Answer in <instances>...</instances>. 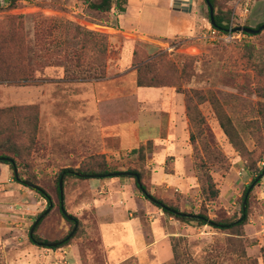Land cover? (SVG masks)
I'll list each match as a JSON object with an SVG mask.
<instances>
[{"label": "rangeland", "instance_id": "rangeland-1", "mask_svg": "<svg viewBox=\"0 0 264 264\" xmlns=\"http://www.w3.org/2000/svg\"><path fill=\"white\" fill-rule=\"evenodd\" d=\"M96 1L94 0V2ZM142 1L147 9H144L141 14L140 22L137 24L135 22L138 13L134 8L130 9V20L135 25L137 34L158 37L151 44L144 43L141 39L135 38L133 34L121 35L108 30V28L117 29L113 18L116 13H119L116 10L106 15H100L88 9L78 0H21L19 8L8 11L5 9L7 0H0V8H2L0 22L7 16L23 17L27 58L33 65L35 79L44 81L29 86L0 84V109L27 105L38 106L39 123L36 145L29 159V167L37 178L38 186L45 189L52 198L53 211L37 229V235L51 243L64 239L71 229L58 211L55 175L61 169L79 168L81 162L90 156L101 155L98 154L101 148L100 140L95 135L97 122L94 119L87 120L77 112L81 105L71 98L80 94V88L67 82L70 76H74L76 78L74 80H79L83 78L82 76L87 75V70L100 72L102 69V66L93 60L90 45L85 48L82 38H73L77 26L107 37L103 78H105L107 63L112 67L114 61L121 57L120 55H123L122 63L123 66L125 65L124 57L129 54L130 47L132 50L140 48L149 55L166 54L179 66L184 57H193L195 59L194 75L190 83L183 85L182 89L213 91L239 131L247 149L254 150L256 147V143L251 137L249 122L258 119L257 104L264 102V99L256 94L259 84L252 64L264 65V30L256 36L244 35L240 41L210 43L201 38V31L204 32L210 25L208 8L204 0H193L191 9L187 12L182 10L171 12L170 9L161 8L160 3L164 0ZM219 1L231 10V19L237 0ZM131 2L135 8L139 5L137 0ZM148 7H154V9L150 10ZM236 13H239V10ZM263 23L264 0H250L243 26L255 29L258 24ZM200 26L202 27L199 32ZM175 34L190 36H174ZM125 38L132 39L130 46H125ZM247 46L252 47L248 52ZM121 72H125L121 83H108L106 85L108 89L103 92L114 93L118 87L130 91L136 86L134 72H130L128 67L122 68ZM62 76H65V80ZM93 76L98 77L96 73H93ZM26 96L29 97L28 103L30 102V104H23L22 98ZM155 106L158 107L155 102H152L151 107ZM161 106L164 105L161 104ZM199 109L206 120L205 129L210 145L221 151L230 164V169L225 174L214 169L210 171L219 194L214 201L205 204L208 217L210 219L239 218L243 192L256 175H251L245 170L244 163L238 153L233 150L222 134L211 106L205 103ZM154 118L152 117V119ZM161 119L157 116L158 121ZM143 125L138 124L142 128V133L152 132ZM90 134H92L91 137ZM189 134L190 128H188L186 140L188 153L184 162L182 160L174 171L176 172L175 181L172 182L171 188L161 187L159 184L162 178H166L163 172L165 174L174 173L171 170L172 158L166 159L163 172L157 170V173L153 174L155 188H152L151 183V169L154 163H147L148 157L145 169L150 177L151 194L160 199L172 201L181 210L198 213L202 205L201 180L204 178V172L199 169L198 159L195 157L197 152L198 156L200 155V145L197 144L198 150L195 153L189 142ZM126 157L109 156L108 160L121 161ZM182 167L184 168L182 169ZM257 167L259 170H264V156L258 162ZM184 176L187 185L183 186L181 180L185 178ZM176 180H179V186L174 183ZM98 182L100 187L109 184V179H99ZM82 183V181L69 180L63 188L65 211L79 221L80 229L77 236L67 246L57 250L43 249L28 241L23 246L24 248L25 246L30 247V253L25 255L23 261L17 260L13 263L11 260H7L8 264H104L105 251H110V249H104V244L106 245V242L113 243V240L105 239L106 242L101 244L92 218V211H79V202L89 197L88 189ZM115 190V187H108L109 192H115ZM135 190V196L142 200L139 207L140 212L136 214L139 215L142 212L144 215L148 214L150 222L157 221L158 231L166 229L169 233L157 247L150 248L145 252L143 258L146 259L141 260L143 263L144 260L151 259L152 261L156 260L158 264H246L245 259L238 258L226 251V235L209 226L198 228L183 225L160 213L159 209L147 202L137 189ZM126 193L130 195L129 188ZM177 195L181 196V199H178ZM36 198L41 201L39 196ZM42 201V205L24 219L26 222L22 226L19 225L21 223L18 224L19 229H22V233L18 234L19 240L27 239L30 226L34 223L37 215L46 208L45 200L42 199ZM128 206L137 207L133 199H128ZM132 215L135 216V213ZM20 216H22L21 213ZM144 223L145 220L141 227L145 239L149 241L153 238L154 233ZM13 226L15 228V224ZM121 233L115 232V235L122 237L127 235L125 232ZM22 235L23 237H21ZM241 239L244 243L246 257L256 259L258 264H262L260 248H264V175L258 179L250 194L248 221L243 227ZM173 246L178 253L177 259H174L173 256ZM111 250L112 252L107 256L108 261H115L116 258H119L120 251L125 254L129 253V249ZM166 251H169V255L164 256ZM139 262V259L133 257L123 264H139ZM0 264H7L6 259L0 257Z\"/></svg>", "mask_w": 264, "mask_h": 264}, {"label": "trees", "instance_id": "trees-1", "mask_svg": "<svg viewBox=\"0 0 264 264\" xmlns=\"http://www.w3.org/2000/svg\"><path fill=\"white\" fill-rule=\"evenodd\" d=\"M20 1L21 0H7L5 9L9 11L19 8ZM78 1L88 9L100 15L109 14L113 10L122 13L127 3V0H97L96 2H94V0ZM209 2L213 7L214 13L213 27L218 30H226L230 21L231 10L219 0H209ZM204 3L206 4L205 0ZM1 9L2 8H0V10ZM22 18V16H7L0 22V84L20 86L31 85L36 82L34 69L32 68L33 65L27 58ZM263 24H258L255 29H258ZM74 32L73 38H82L81 40L85 44V48L90 45L91 51L93 52V60L102 66L100 72L87 70V75L82 76L83 78L81 79L103 78L107 53V37L103 34L83 30L79 26L76 27ZM256 35L257 34L248 36ZM250 49H252V47L247 46V52ZM194 61L195 59L193 57H184L182 61H180L179 66L166 54L155 53L149 55L140 48H134L131 57L132 66L135 67V82L137 87L173 88L176 92L184 96L185 116L188 119L190 128L189 142L191 146H193L195 153L198 150L197 144L200 145V155L198 156L197 152L195 157L198 159L199 169L204 172V178L201 180L202 205L198 213L181 210L179 206L172 201L160 199L151 194L149 185L150 177L145 169V162L147 155L152 153L153 148L152 142L148 141L145 145H140L137 149L131 151L130 154L126 155L127 157L121 161H117L116 159L106 160L103 155H94L84 159L77 169L65 168L57 172L55 175V193L58 200V211L62 218L70 225V232L73 230L75 224H77V229L67 241L62 242L57 247H49L48 245L51 242L40 238L37 235V229L42 221L53 211L54 206L50 194L45 189L38 186L37 178L32 174L29 167V159L36 145V134L39 123L38 106L27 105L0 109V164L9 167L13 175V180L17 184L34 192L46 202V208L36 217V219L40 216H42V218L35 226L31 235L30 230L34 223L30 226L28 240L31 244L43 249L57 250L67 246L79 232L80 227L78 219L68 214L69 217L73 219L68 220L64 214V212H67L65 211V198L64 196L62 200L60 198V180H62L63 189L66 182L69 180L83 182L90 179H133L135 188L140 195L152 206L162 211L163 214L175 219L183 225L196 226L198 228L204 226L211 227L217 232L227 236V252L236 255L238 258L245 259L246 264H258L256 259H249L246 257L244 243L241 238L243 237V227L248 221L250 194L257 183V177L263 172V169L259 170L257 164L264 156V102H258L257 104L258 119L249 122L251 137L255 141L256 147L254 150H248L239 131L234 126L231 118L227 115L213 91L182 89L183 85L189 84L192 80L194 75ZM252 68L255 70V76L259 84L256 94L261 99H264V65L255 63L252 64ZM93 73H96L98 77H94ZM74 79H76L74 76L68 78V80ZM205 103L211 106L222 134L228 140L233 150L238 153L244 163L245 170L251 175H256V177L252 178L243 192L239 218L210 219L205 208V204L209 201H214L219 194L216 184L210 175V171L214 169L225 174L230 169L227 158L215 146L210 145L207 139V130L205 129L206 120L199 109V107ZM14 168L18 171L17 179L13 174ZM116 173L125 174L122 176H114L113 174ZM78 174H80V176H78ZM26 183H30L34 188L26 186ZM249 189L250 191L245 201V196ZM177 197L181 199V196L177 195ZM244 201L245 209H243ZM46 210H49V212L45 213ZM172 252L174 259H177L178 253H176L174 246ZM260 253L262 264H264V248H260Z\"/></svg>", "mask_w": 264, "mask_h": 264}, {"label": "crops", "instance_id": "crops-1", "mask_svg": "<svg viewBox=\"0 0 264 264\" xmlns=\"http://www.w3.org/2000/svg\"><path fill=\"white\" fill-rule=\"evenodd\" d=\"M131 1L127 0L124 12L116 13V16H113L117 29L108 28V30L121 35L133 34L135 38L141 39L146 44H151L158 37L137 34L136 27L130 20L131 8H134L135 12L137 10L138 18H135L137 24L147 6L142 0H137L139 5L135 8ZM160 7L176 12L174 0H164L160 3ZM148 8L154 9V7ZM201 27L198 29L199 32ZM189 34L191 35V33ZM190 35L175 34L174 36L189 37ZM124 41L125 46H130L132 39L125 38ZM120 56L117 61H114L112 67L107 63L105 78L103 79L86 78L67 81L80 88V94L74 95L71 99L80 103V109L77 111L79 114H82L87 120L94 119L97 122L95 135L101 144L98 154L104 155L107 160L109 156L121 158L129 155L140 145H145L148 141L152 142L153 149L152 153L147 155V163H154L151 169V183L152 188H155L156 183L153 174L157 173V170L163 172L166 159L172 158L171 170L174 172L181 161L184 162L188 153L186 140L189 124L185 116L183 95L177 93L173 88H140L137 86H134L130 91L118 87L114 93L103 92L108 89L106 86L108 83L119 84L124 79L125 72H121L122 68L128 67L130 72L135 73V67L132 66L131 62V47L129 54L124 57L126 59L124 66L122 63L123 55ZM62 77L65 80V76ZM37 82L42 83L44 81L36 79L35 83ZM22 101L23 104H30L27 96L23 97ZM152 102H155L158 107H151ZM157 116L162 119L158 121ZM152 117L155 118L152 119ZM72 119L75 118L72 117ZM138 124H144L143 127L152 130V132L142 133V128ZM91 135L89 136L91 137ZM86 136L88 137V134ZM163 174L166 178H162L159 185L169 189L173 184L172 182L175 181L176 172L170 174L163 172ZM185 180L186 177L181 180L183 186L186 184ZM98 181L99 179L83 181L82 184L88 189L89 197L88 200L80 201L78 209L80 212L92 211V218L99 233L101 244L106 242L105 239L113 240V243L106 242L107 244H104V249H110L109 252L108 250L105 251L104 264H123L133 257L140 260L139 264H158L154 258L155 261L144 260V263L141 260L146 259L143 256L148 249L157 247L169 233L166 229L158 231L157 221L150 222L148 214L144 215L143 212L139 215L136 214L140 212L139 207L142 200L135 196L136 188L133 179H109V184L100 187L97 184ZM174 183L176 186L180 184L179 180ZM109 186L115 187V192H109ZM128 188L131 192L130 195L126 193ZM36 197L38 195L34 192L13 180L12 172L8 166L0 164V257L5 258L7 264L9 260L13 263L17 260L23 261L25 255L30 253V247L25 246L24 248L23 246L28 243V236L27 239L19 240L18 234L22 233L19 225L22 226L26 222L24 219L28 218L32 211L43 203L41 197H39L41 201ZM108 198L109 200H107ZM128 199H133L137 207L128 206ZM132 213H135V216ZM144 220V224L154 233L153 238L149 241L145 239L141 227ZM115 232H125L127 235L125 237L116 236ZM111 249L119 251L120 249H129V253L125 254L120 251L119 258H116L115 261H108L107 256L112 252ZM166 255H169V251L165 252L164 256ZM77 257L79 259V256Z\"/></svg>", "mask_w": 264, "mask_h": 264}, {"label": "built area", "instance_id": "built-area-1", "mask_svg": "<svg viewBox=\"0 0 264 264\" xmlns=\"http://www.w3.org/2000/svg\"><path fill=\"white\" fill-rule=\"evenodd\" d=\"M250 0H237L234 4V13L231 16L226 30H218L209 25L207 29L201 31V38L210 43H230L240 41L241 37L247 35L243 32H237V27H244L246 15L248 13ZM239 10V13L236 11ZM203 32V33H202Z\"/></svg>", "mask_w": 264, "mask_h": 264}, {"label": "water", "instance_id": "water-1", "mask_svg": "<svg viewBox=\"0 0 264 264\" xmlns=\"http://www.w3.org/2000/svg\"><path fill=\"white\" fill-rule=\"evenodd\" d=\"M192 1L193 0H174V9L176 11H180L182 10L183 12H187V11H190L191 9V6H192ZM206 2V5H207V8L209 10V21H210V25L211 26H214V13H213V7L212 5L210 4L209 0H205ZM264 30V24L262 26H260L258 29H252V28H249V27H237L235 29V31L237 32H243L245 34H248V35H254V34H258L259 32L263 31ZM13 174H14V177L17 179L18 178V171L17 169L14 168L13 170ZM125 173H116V174H113L114 176H122L124 175ZM264 175V170L263 172L257 177L256 179V182L258 181V179L261 178V176ZM78 176H80V174H78ZM26 186H29L31 188H34L33 185H31L30 183H26ZM252 188V186H251ZM250 188V189H251ZM250 189L248 190L246 196H245V201L247 199V196H248V193L250 191ZM59 191H60V198L62 200V197H63V189H62V180L59 181ZM245 201H244V205H243V209H245ZM49 210H46L45 213H48ZM65 216L68 220H73L71 217H69V215L67 213H65ZM42 216H40L39 218H37L30 230V235L33 233V230L35 228V226L37 225V223L41 220ZM77 229V224L74 225L73 227V230L70 232V234L63 240V241H59V242H56V243H50L48 246L49 247H57L59 246L62 242L64 241H67L72 235L73 233L75 232V230Z\"/></svg>", "mask_w": 264, "mask_h": 264}]
</instances>
